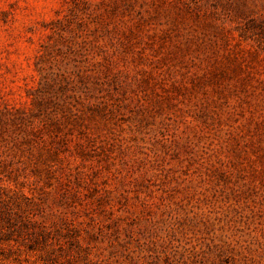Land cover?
Returning a JSON list of instances; mask_svg holds the SVG:
<instances>
[{
	"label": "rangeland",
	"instance_id": "1",
	"mask_svg": "<svg viewBox=\"0 0 264 264\" xmlns=\"http://www.w3.org/2000/svg\"><path fill=\"white\" fill-rule=\"evenodd\" d=\"M0 264H264V0H0Z\"/></svg>",
	"mask_w": 264,
	"mask_h": 264
}]
</instances>
